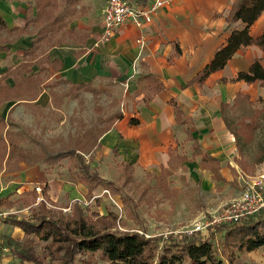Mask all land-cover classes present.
Listing matches in <instances>:
<instances>
[{"label":"crops","instance_id":"obj_1","mask_svg":"<svg viewBox=\"0 0 264 264\" xmlns=\"http://www.w3.org/2000/svg\"><path fill=\"white\" fill-rule=\"evenodd\" d=\"M156 1H162L163 5L152 17L151 22L142 27H117L106 42L94 47V42L102 32L101 18L105 0H80L68 29H79L89 36L82 43L65 40L57 47L47 50L48 61L54 62L57 70L53 72L48 68L49 75L44 86L59 79L70 84L93 85L95 82H110L123 93L122 100L118 99L120 120L113 122L110 129L99 137V148L91 156L95 155L97 159L114 156L115 166L120 171V176L114 183L122 188L124 196L132 200L136 211L135 199L124 189L138 179L147 184L150 180L154 181L150 191H156L167 203L174 201L175 192L183 186L180 182L179 185L172 183L175 176L184 175L188 182L200 183L202 180L203 192L208 191L212 185L232 181L233 178L225 174L223 162L226 153L223 147H231L233 137L228 133L226 123L222 119L221 106L234 101L239 95L246 96L248 100L264 96V87L258 83L248 85L242 81L230 82L239 72H246L256 60L264 68V49L256 45L239 49L223 70L211 73L201 84H191L195 75L212 61L215 52L228 37L226 17L235 0H140L139 5L147 7ZM27 8L26 0H0V18L8 29H23L25 19L30 20L35 15L34 9L26 12ZM261 14L249 28V34L253 38L264 34V12ZM242 26L241 22H237L230 29L240 30ZM30 30L31 27L27 31ZM31 39V35L23 33L7 46V52H0V74L22 61ZM139 39H143V42L138 43ZM37 72L38 68L33 66L31 73ZM5 82L9 87L12 86L9 80ZM158 83L161 90L155 93L154 87ZM48 102L49 95L44 90L32 103L43 109ZM19 108L28 111L20 104L4 102L0 105V117L5 119L9 115L13 121L19 115ZM177 109L181 111V120H184L185 124H178ZM130 119H137L139 123L132 126ZM186 130L198 142L202 156L193 157V143L187 138ZM182 143L189 145L190 156L179 152L178 146ZM205 155L218 161L219 174L223 181L214 180L210 171L203 168L201 159ZM182 157L185 160H181ZM90 158L85 159L88 161ZM89 163L90 161L88 166ZM122 165L131 167L129 180H124ZM38 166L25 167L19 164L17 172L4 174L9 178L6 183L0 184V244L5 238L18 241L17 236L23 232L12 223L21 218L31 220L30 210L40 200L45 201L46 197V207L53 205L48 199L51 188L45 179L49 176L45 177L46 171L42 172ZM233 168L238 167L236 165ZM95 171L97 172L96 169ZM228 171L234 172L231 169ZM98 176L101 180L111 181L99 174ZM199 176L203 178L199 179ZM36 181H43L41 190H35ZM76 185L69 190L66 187L74 200L77 199L76 196L83 198L87 192L85 185ZM97 188L104 192L100 198L111 195L101 187L94 188L90 201L100 206L98 198L94 197ZM45 189V194L42 195L41 192ZM33 191L36 194L34 200L31 197ZM111 197L123 207L118 197ZM20 199L28 203V206ZM177 200L179 203L191 202L190 198L184 195ZM203 200L207 201L206 198ZM10 203L13 204L11 207L8 206ZM16 204L28 210L30 217L17 216L14 211ZM69 205L66 213L69 212ZM213 216H202L198 221L210 220ZM136 232L143 233L146 238H152L166 237L171 233L184 234L186 230L154 234ZM259 249L263 251L261 254H264V246ZM13 260L15 261L7 250H0V264H8Z\"/></svg>","mask_w":264,"mask_h":264},{"label":"trees","instance_id":"obj_2","mask_svg":"<svg viewBox=\"0 0 264 264\" xmlns=\"http://www.w3.org/2000/svg\"><path fill=\"white\" fill-rule=\"evenodd\" d=\"M79 1L26 0L28 3L26 12L34 9L35 15L30 20L25 19L26 24L23 29L16 27L8 29L0 18V52H7V46L23 33L32 37L22 61L14 67H8L0 74V105L4 102H14L32 113H39L42 108L32 102L44 90L49 95V102L45 107L51 109H59L64 101H75L79 93L91 94L94 99L102 94V91L97 90L91 83L70 84L59 79L44 86L49 75L48 68L53 72L57 70V65L48 61L47 50L57 47L65 40L82 43L89 36L82 30L68 29L72 18L75 17L76 5ZM133 2L140 4V0ZM262 12H264V0H235L226 17L228 37L222 47L215 52L212 61L195 75L191 84H201L211 73L223 70L241 48L256 45L264 49V34L257 38L249 34V28ZM237 22L242 23V28L230 29ZM29 27L31 30L27 31ZM33 66L38 68L35 74L31 73ZM5 80L12 82V86L9 87ZM238 81L248 85L258 83L259 86L264 87V68L256 60L246 72H239L230 82ZM61 85L64 89L56 92ZM160 90L161 85L158 83L154 87V92ZM242 97L248 100L246 96ZM237 98L234 99L233 106L236 105L234 102ZM229 106L225 103L221 106V116L226 126L228 121L225 119V111ZM181 116V111L177 109L178 124H185ZM120 118L121 114L118 112L109 114L101 121L100 126L95 125L82 130L70 137L68 144L53 150L38 137L30 134L29 129L16 128L9 115L5 119L0 117V170L2 169L4 173L17 172L19 164H22L25 167L39 165L47 171L60 164L62 160H66L72 169L67 171L70 170L74 182L87 187L83 197L85 201L92 199L90 194L94 188L101 187L111 196L118 197L128 219L139 222L140 216L136 206H133L130 198L123 195L122 188L114 182L101 180L95 169L89 168L85 159L90 158L99 148V137ZM129 122L132 126L139 123L137 119H130ZM238 125L245 128L249 135H253L258 128L255 119L252 121L241 119ZM186 135L193 143V157L202 156L198 142L192 138L188 130ZM181 160L185 158L182 157ZM256 162L263 163L264 159H258ZM201 164L210 171L214 180L223 181L219 174L220 164L215 158L205 155L201 159ZM121 167L124 180H129L131 167L127 165ZM44 191L46 189L41 192L42 195L45 194ZM31 197L34 200L35 191L31 193ZM44 199L45 201L40 200L30 210L31 220L21 218L12 223L14 227L22 230L24 238L20 241L5 238L0 244V250H7L16 264H92L91 258L95 255L105 261V264H222L213 248L217 233L224 235L228 248L239 252L252 253L264 246V208L252 216L243 218L239 223L220 225L216 229L217 232L210 227L211 229L203 234L171 233L166 237L146 238L143 233L115 229L113 221H108V217L115 220V215L112 213L105 216L91 214L96 222H102L105 226L95 229L91 227L88 210L83 203L72 202L69 205L70 214H63L54 209L55 205L50 204L51 207L47 208V199L46 197ZM20 200L28 206V203ZM12 205V203L8 204L9 207ZM229 258L231 259L232 256Z\"/></svg>","mask_w":264,"mask_h":264},{"label":"rangeland","instance_id":"obj_3","mask_svg":"<svg viewBox=\"0 0 264 264\" xmlns=\"http://www.w3.org/2000/svg\"><path fill=\"white\" fill-rule=\"evenodd\" d=\"M92 86L102 91V94L98 95L96 99L91 94L79 93L80 95L75 101H64L59 109L45 107L39 113H32L19 108V115L13 120L16 128L29 129L30 134L38 137L45 145L50 146L53 150L60 149L69 143L70 137L91 126H100L101 121L106 116L119 111L118 99L122 100L123 95L120 89L114 88V85L110 82H95ZM61 89H64L63 85L56 92ZM263 102L264 96L253 97L251 100L240 96L234 102L236 105L233 106V101L230 102L229 108L225 111V119L228 121L227 131L233 137V141L231 147L229 145L223 147L224 153H226L223 164L225 174L230 175L233 178L232 181L212 185L208 191L203 192L202 180L200 183L188 182L184 175L175 176L172 183L178 184L180 182L183 186L175 192L174 201L171 203H167L164 197L156 191H150L154 181L150 180L149 184L139 181V179L133 181L124 190L137 203L140 220L135 223L127 219L126 211L120 207V204L113 197L100 198L101 194L104 193L100 188H97L96 193H94V197L98 198L100 206L95 205L94 201L85 202L81 196H76V200L71 198L68 190L77 185L71 177L70 164L66 160H62L60 164L46 172H44L42 166H38V169L44 172L45 177L49 176L48 179L45 178L46 183H49L51 188L48 199L53 205H57L54 209L63 214H70L63 211L64 206L68 207L69 204L77 200L82 202L88 207L91 227L95 229H101L104 223L96 222L95 217L90 216L91 214L95 213L98 216H103L112 213L115 215V220L110 217L107 219L113 221V227L120 231H142L147 234H154L162 231L190 230L192 227L189 226L202 216H216L227 204L238 200L242 195V179H255L258 174L264 172V162H256L258 159H264ZM24 119H29V121ZM241 119L247 121L255 119L257 121L258 128L253 132V135H249L245 128L238 125ZM178 150L190 156L191 150H189L188 144L182 143L178 146ZM113 158L114 156L109 155L106 159H97L95 155H92L88 159L90 161L89 167L95 168L103 178L117 182L120 171L115 166ZM236 165L238 168H233ZM68 169H70L69 172ZM228 169L234 170V172H229ZM4 174L6 173L0 171V184L8 181L9 177ZM202 178V176H199V179ZM36 182L37 188L41 190L43 181ZM145 185H148V187L146 188ZM66 187H68V190ZM262 192L264 194V188ZM183 195L190 198L191 202L179 203L177 199L183 197ZM204 198L207 201H204ZM14 211L17 216L30 217L28 210L23 209L20 204L15 205ZM220 225L223 224L212 227L215 230L214 232H217L216 229ZM23 238V234H20L16 239L20 241ZM214 238L213 248L222 264H264V254H261L263 252L261 249L253 253L239 252L228 248L223 234L217 233ZM229 256H232V258L230 259ZM91 263L105 264V261L95 255L91 258ZM8 264H16V262L13 260Z\"/></svg>","mask_w":264,"mask_h":264},{"label":"built area","instance_id":"obj_4","mask_svg":"<svg viewBox=\"0 0 264 264\" xmlns=\"http://www.w3.org/2000/svg\"><path fill=\"white\" fill-rule=\"evenodd\" d=\"M105 7L102 11V32L101 36L94 42V47H99L106 42L117 27L134 25L142 27L152 21V17L163 5L162 1H156L147 7L140 6L133 1L128 0H105ZM139 39L138 43H142ZM264 172L256 176L255 179L243 181L241 197L227 204L226 207L210 220L198 221L194 223L186 233H201L207 231L210 227L219 224L239 223L243 218L256 214L264 208ZM38 191L39 189H35ZM63 211H68L64 207Z\"/></svg>","mask_w":264,"mask_h":264}]
</instances>
